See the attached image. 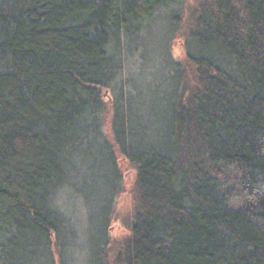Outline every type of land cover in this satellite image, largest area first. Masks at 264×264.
Returning a JSON list of instances; mask_svg holds the SVG:
<instances>
[{
  "label": "trees",
  "instance_id": "16d2710c",
  "mask_svg": "<svg viewBox=\"0 0 264 264\" xmlns=\"http://www.w3.org/2000/svg\"><path fill=\"white\" fill-rule=\"evenodd\" d=\"M185 5L0 0V264H264V0Z\"/></svg>",
  "mask_w": 264,
  "mask_h": 264
},
{
  "label": "rangeland",
  "instance_id": "374dc122",
  "mask_svg": "<svg viewBox=\"0 0 264 264\" xmlns=\"http://www.w3.org/2000/svg\"><path fill=\"white\" fill-rule=\"evenodd\" d=\"M185 1H186V5L184 8V14H185L184 17H186V14L189 11L190 12L192 11L193 9L192 7L194 6L196 0H185ZM183 22H186V20L185 21L183 20ZM172 51L174 57L177 60L179 61L184 60L185 55L181 42L176 41L173 45ZM119 166L123 176L124 184H123L122 192L116 198L113 223L111 224V229H110L111 239L114 244L123 240L127 236L126 225H128L131 217L132 206H133L131 192L135 181L134 180L135 172L128 163L119 159ZM76 212L78 213V211ZM80 219L83 220V217L81 216Z\"/></svg>",
  "mask_w": 264,
  "mask_h": 264
}]
</instances>
